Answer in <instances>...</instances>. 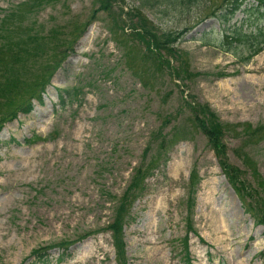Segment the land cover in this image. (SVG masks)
<instances>
[{
  "label": "rangeland",
  "instance_id": "1",
  "mask_svg": "<svg viewBox=\"0 0 264 264\" xmlns=\"http://www.w3.org/2000/svg\"><path fill=\"white\" fill-rule=\"evenodd\" d=\"M23 1L0 0V29ZM139 3L112 0L110 16L100 12L91 23L97 0H53L19 16L38 35L58 29L64 39L50 43L57 47L49 46L48 56L60 59L61 50L66 57L42 102L33 99L29 113L0 130V264H41L32 255L41 247L44 264H116L105 227L129 188L127 264H183L185 235L192 264H264V226L244 211L181 98L208 103L232 129L223 141L240 179L253 184L255 170L264 182V132L240 135L264 128V49L241 63L214 45L244 17L240 10L226 22L207 17L227 0H149L142 9ZM137 8L156 35L183 33L174 53L160 46L157 60L140 38L115 42L111 16L135 23ZM83 27L74 40L72 28ZM65 89L77 95L61 105ZM187 223L201 240L186 232Z\"/></svg>",
  "mask_w": 264,
  "mask_h": 264
},
{
  "label": "trees",
  "instance_id": "2",
  "mask_svg": "<svg viewBox=\"0 0 264 264\" xmlns=\"http://www.w3.org/2000/svg\"><path fill=\"white\" fill-rule=\"evenodd\" d=\"M52 1L53 0H25L13 7L9 13H6L4 17L6 20L2 21L4 28L2 27L0 29V104H8L9 106H3L4 109L0 110V130L5 122L15 119L19 112L29 113L33 109V99H36L40 103L42 102V95L49 83L50 76L55 71L54 68L59 64L60 60L66 57L65 51L61 50L58 51L62 54L60 59L56 60L54 58L55 55L52 59L48 56L49 51H53V49L57 47H53L50 43L59 42L60 39H64V36L61 35L58 29L52 28L47 35L42 36L38 35L37 31L33 30V22L22 25V19L19 20L21 18L19 17L20 15L22 17L28 15V13L30 14L36 11L35 9H38L41 5L49 4ZM57 1L61 0H55V2ZM97 1V7L92 12V20L89 21V23L94 21L100 12L108 16L111 14L110 8L112 6V0ZM245 2L246 0H227L225 6L207 15V17H214L220 19V21L226 22L232 18L234 13L239 10L242 11L244 17L239 23H233L227 29L228 31L223 29L221 36H219L218 40L214 43L221 51L232 53L241 63H247L253 56L264 49V0H254V3L251 5L241 8L245 5ZM147 3H149V0H140L139 7L142 9ZM121 15L122 14L118 15L115 19L111 16V18H113L112 21L115 23L108 27V31L115 42L122 44L123 41L120 39L125 42H132L135 38H140L147 47L151 48L152 45L155 48L152 51L157 54L155 56L157 60L161 59V56H159L161 55L159 51L161 48H163V50L169 48L170 53L175 52L172 44L177 41L183 33L178 32L175 34L165 33L156 35L153 28L147 26L145 18L140 16L138 8L134 10V15L132 16L136 17L135 23H133L131 19L129 21L130 24L126 23L127 19L124 20ZM7 19L9 22H7ZM72 29V31L75 32L73 33L75 37H72L74 40L78 39L84 31V27L82 29ZM125 29L129 30L128 33ZM203 42L206 44L209 43V41ZM49 46L50 50L47 51ZM58 52L57 55H59ZM56 61L58 62L56 63ZM38 62L42 64L39 65L37 64ZM157 68L161 67L157 66ZM169 72L173 73L177 79L179 78V72L176 71V69L172 68ZM182 72L188 73L185 69ZM180 92L182 93L183 91L180 90ZM76 95L77 89L63 90L59 95L61 105H64L67 100L72 99ZM181 98L187 108L188 116H190L189 119L192 120L197 130L205 136L210 148L214 151L218 165L241 201L244 211L249 213L257 224L264 226V192L261 191V189L264 188V182L260 181L258 177L259 174L254 170L255 182L253 184H245V182L240 179V169L229 163L223 140H225L226 136L232 131L231 127L220 120V117L210 108L207 102L187 100L183 96ZM15 100L16 103H14ZM256 129L259 132L258 137H261L264 128L262 126H257V128L253 130H247V133L246 131L240 133L241 138L246 137L245 134L251 138L255 134ZM157 133H159V131ZM27 141L33 142L34 139H27ZM147 168L151 169L153 165L147 166ZM138 174L139 177L143 178L145 172L139 169ZM133 180L135 179H132V181ZM142 189L143 186L140 191ZM130 192L131 189L129 188V190L127 189L119 198L117 197L118 201L115 206L114 214L105 227V229L110 232L112 246L115 250L116 264H127L125 259L126 245L123 240V224L130 218L129 210L127 209L131 200L129 195ZM188 204L192 205V200L189 201ZM190 231L201 240L191 224L187 223L186 232L188 233ZM85 236H88V233L84 234L81 238ZM181 241L183 264H192L187 236L185 235ZM66 244L59 243L58 246L66 250ZM46 250L47 248L45 247L35 249L32 255L36 257L37 261L44 264V262L49 261L47 259ZM61 260L62 255L58 257L57 262H61Z\"/></svg>",
  "mask_w": 264,
  "mask_h": 264
}]
</instances>
